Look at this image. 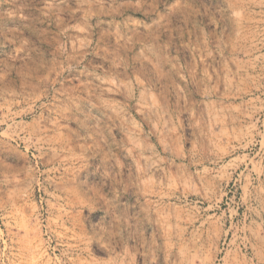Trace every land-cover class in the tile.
I'll use <instances>...</instances> for the list:
<instances>
[{
	"label": "rangeland",
	"instance_id": "1",
	"mask_svg": "<svg viewBox=\"0 0 264 264\" xmlns=\"http://www.w3.org/2000/svg\"><path fill=\"white\" fill-rule=\"evenodd\" d=\"M0 264H264V0H0Z\"/></svg>",
	"mask_w": 264,
	"mask_h": 264
}]
</instances>
